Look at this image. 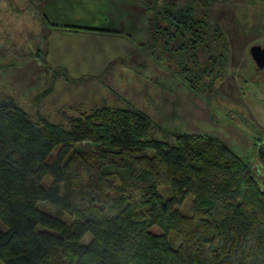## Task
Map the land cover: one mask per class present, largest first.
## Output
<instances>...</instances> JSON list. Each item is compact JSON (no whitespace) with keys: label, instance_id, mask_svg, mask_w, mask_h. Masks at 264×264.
Wrapping results in <instances>:
<instances>
[{"label":"trees","instance_id":"trees-1","mask_svg":"<svg viewBox=\"0 0 264 264\" xmlns=\"http://www.w3.org/2000/svg\"><path fill=\"white\" fill-rule=\"evenodd\" d=\"M165 2L152 42L179 62L190 52L192 66L208 48L207 66L225 62L227 35L203 13L211 0ZM151 130L133 108L64 125L0 99V263L264 264V183L252 164L218 138L169 144Z\"/></svg>","mask_w":264,"mask_h":264},{"label":"rangeland","instance_id":"rangeland-1","mask_svg":"<svg viewBox=\"0 0 264 264\" xmlns=\"http://www.w3.org/2000/svg\"><path fill=\"white\" fill-rule=\"evenodd\" d=\"M211 2L203 13L230 43L225 62L216 66L205 62L209 48L199 67L190 64V52L179 62L168 49L123 55V65L114 60L99 67L94 61L101 56L83 54L55 61L47 53L54 40L32 37L0 17V99L12 100L32 118L64 125L101 107L133 108L152 122L148 139L171 144L177 134L207 135L251 163L257 143L264 142V85L252 83L249 57L251 46L264 45V0ZM188 208L189 198L178 207L184 213ZM89 240L87 235L83 243ZM177 245L171 239L172 248Z\"/></svg>","mask_w":264,"mask_h":264},{"label":"crops","instance_id":"crops-1","mask_svg":"<svg viewBox=\"0 0 264 264\" xmlns=\"http://www.w3.org/2000/svg\"><path fill=\"white\" fill-rule=\"evenodd\" d=\"M166 4L165 0H0V17L5 25L18 23L17 28L32 37L54 40L51 52L45 50L52 60L64 54L101 56V61H94L100 67L114 60L123 65L121 56L140 55L145 49L159 55L161 45L152 41L155 24L162 21L157 12ZM63 39L71 45L64 46Z\"/></svg>","mask_w":264,"mask_h":264},{"label":"flooded vegetation","instance_id":"flooded-vegetation-1","mask_svg":"<svg viewBox=\"0 0 264 264\" xmlns=\"http://www.w3.org/2000/svg\"><path fill=\"white\" fill-rule=\"evenodd\" d=\"M260 46L264 48V45ZM250 60L253 68V76L255 77V79L250 80L252 81V83L259 82L264 85V67L262 69H258L251 57ZM251 164L256 177L264 183V142L257 143V147L255 149V157L253 158Z\"/></svg>","mask_w":264,"mask_h":264},{"label":"water","instance_id":"water-1","mask_svg":"<svg viewBox=\"0 0 264 264\" xmlns=\"http://www.w3.org/2000/svg\"><path fill=\"white\" fill-rule=\"evenodd\" d=\"M249 55L258 69L264 67V48L260 45H253L249 48Z\"/></svg>","mask_w":264,"mask_h":264}]
</instances>
